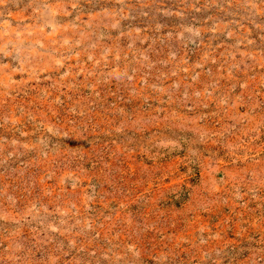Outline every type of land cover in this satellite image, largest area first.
Masks as SVG:
<instances>
[{
    "label": "rangeland",
    "instance_id": "rangeland-1",
    "mask_svg": "<svg viewBox=\"0 0 264 264\" xmlns=\"http://www.w3.org/2000/svg\"><path fill=\"white\" fill-rule=\"evenodd\" d=\"M0 264H264V0H0Z\"/></svg>",
    "mask_w": 264,
    "mask_h": 264
}]
</instances>
